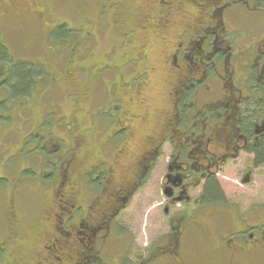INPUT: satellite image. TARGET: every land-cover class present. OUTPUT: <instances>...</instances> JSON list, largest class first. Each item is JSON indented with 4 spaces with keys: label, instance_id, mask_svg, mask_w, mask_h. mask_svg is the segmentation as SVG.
<instances>
[{
    "label": "flooded vegetation",
    "instance_id": "af4514ba",
    "mask_svg": "<svg viewBox=\"0 0 264 264\" xmlns=\"http://www.w3.org/2000/svg\"><path fill=\"white\" fill-rule=\"evenodd\" d=\"M58 1L0 0V36L12 60L0 65L1 89H9L12 64L17 61L40 66L45 74L40 78L42 94L61 85L67 92L71 77L84 79L82 74L89 78L90 87L96 85L84 101L88 100L86 106L81 105V99L77 101L78 112L58 116L53 109L57 118L69 117L67 125L72 127L63 130L67 136L71 134L69 138L57 137L50 130L36 132L51 123L46 115L24 138L20 151H25V160L38 162L39 171L31 169L32 175H28L25 168L19 173H24L25 181L44 189V205L22 218L12 203L14 198L6 201L0 211V264H209L211 251L218 258L213 264H264V222H253V214L237 217L235 226L226 225L225 218L235 217L227 209L218 177L241 152L252 157L255 168L264 165V0H224L222 6L217 2L206 6L190 0H147L148 15H138L132 30L128 29L132 20H127L120 40L110 44L106 56L98 47L101 29L92 22L95 15H110L111 27L116 26L113 15L120 14L124 0ZM236 5L261 16L248 26L241 25L249 33L244 48L235 47L227 33L225 14ZM58 6L72 9L64 17ZM41 17L45 40L58 31L65 35L56 44H44V64L37 60L41 54L37 55L36 46L30 48L36 50L31 54L36 59L16 56L4 36L9 27H3L14 22L19 25V21L29 26ZM20 29L22 25L17 31ZM138 29L142 33L153 29L164 42L173 35L165 56L173 78L165 106L158 110L161 123L145 136L142 151L135 153L130 151L137 138L132 125L139 117L150 119V113L124 110L126 97L122 93H141L142 83L154 69L143 67L149 56L146 43L139 49L130 44L134 42L130 32ZM76 32L79 37L73 36ZM119 44L123 53L114 57ZM108 68L115 70L114 74L100 85L102 70ZM127 80L133 87L121 91ZM214 86H221V93ZM28 95L18 102L24 109L30 108L25 101ZM1 99L0 104L4 103ZM134 100L127 96L129 104ZM13 106H0V121L10 119L8 110ZM35 135L38 138H32ZM32 142L35 145L31 147ZM165 144L169 153L161 162ZM4 152L3 148L0 161H6ZM157 165L163 170L157 181V205L167 218L168 230L146 251L137 249L130 257L135 235L118 219ZM251 172L248 168L242 174L250 176ZM211 180L217 181L222 196L206 194ZM12 183L9 179L0 188L6 191ZM176 206L184 208L177 211ZM191 245L195 253H190Z\"/></svg>",
    "mask_w": 264,
    "mask_h": 264
},
{
    "label": "rangeland",
    "instance_id": "374dc122",
    "mask_svg": "<svg viewBox=\"0 0 264 264\" xmlns=\"http://www.w3.org/2000/svg\"><path fill=\"white\" fill-rule=\"evenodd\" d=\"M57 3H61V0ZM191 7L194 8L193 5H190L188 8ZM70 9H72L71 6L57 7V11L64 17H67L66 13L69 12ZM188 11L191 15H194L196 10L194 8V12L190 10ZM248 11L249 10L243 5H236L226 11L225 14L228 37L237 48L245 47L247 36L249 34L241 29V25L244 24L248 26V23L251 22L252 19H255V17H261L253 16V13ZM148 12L149 8L147 0H124L120 14L118 15L114 13L113 15L114 19L117 21L116 26L111 27L110 15H104L103 18L95 15V21L92 22V25L95 26L96 29H101L97 32V35L100 42L98 43V47L101 49L102 53L106 52L104 54L106 56L111 52L110 44L120 40L121 37L119 34L123 30L121 28L125 27L127 20H132L130 22V27L127 25V27H129L128 29L132 30L134 27H131V24L133 22L136 24V18L138 15L145 16L148 15ZM39 19L44 20L43 17L37 18L34 22L30 23L29 26L28 24H23L19 21V25H22V30L20 29L19 31H17L19 26L17 22H14L10 26L3 27H9L8 30L5 31L4 36L5 40L13 46L16 56H27L36 59V57L31 55L34 54V51L36 52V50H30V48L33 49L36 46L40 48H38V52H36L37 55L41 54L37 56V60L44 64V44L47 46L50 44V41L44 39L43 25L41 28V21H39ZM178 20H180L182 24L184 23L181 18ZM72 23L76 25L75 22ZM182 24H178L177 26L180 27ZM77 35V32L73 34L74 37H79V35ZM130 35L133 37L132 41L134 40V42L130 44L135 45L133 46L135 49L141 48L144 43H146L145 45L149 48L148 60L144 62L143 67H146L148 70H150L151 67H154V69H152L153 71H150L148 74V78L142 83V90H140L141 93H138V95L137 93H122L126 97L124 110L129 111V113H138L141 115L147 112L150 113V119L139 117L134 125H132V127L135 128L137 138L132 141L130 151L132 149L134 150L133 152L139 153L144 148L145 136L154 133L155 129L161 123V117L159 116L158 110L165 106L167 92L171 88L170 82L173 78L172 69L168 64V61L165 60L168 46L173 40V35L169 37L168 42L159 39V36L156 37L158 34L153 31V29L146 31L145 33H142L138 29L137 31H131ZM47 42L49 44H47ZM93 42H95V39L94 41H90V44L92 45ZM120 51L123 53L122 44H119L118 51L112 56H119ZM102 53H100L98 57H101ZM111 61L108 64H110ZM19 64H23V66L32 71H38L40 68L38 64H27L22 62ZM55 69L58 70V67H55L54 70ZM114 71L115 70L111 71L109 68L105 69V71L102 70L99 84L103 85L105 79L110 80ZM84 72L86 73V71ZM124 72H126V69ZM81 76H83L84 79L77 78V76L71 77L69 80L70 88H67V92H65V89H63L61 85L60 87L51 88L45 94L44 92L42 94V91L44 90H40L43 80L37 78L39 81V89H36V86L35 88H31L32 93H30L25 100L29 103L30 108L24 109L23 106L18 103L23 100L20 99V97L12 103L8 102L9 105L14 106L8 110L11 114L10 119L7 120V122L0 121V153L3 148L7 150V152H4V159H6V161L3 159V161H0V175L3 174V176H0V185L8 184L10 179L11 182L13 181V186H10L6 191L5 189L0 188V211L6 205V201L10 202L13 198L14 201L12 203L17 205L18 215L22 218L24 215L29 216L30 214H33L32 212L36 213L38 209L42 208L41 205H44L41 200L44 196V189L40 188L39 185L33 186L32 182L25 181L23 179L24 173H19L25 168L26 170L29 169V171L26 172L28 175H32L30 171L31 169L39 171V165L36 160H25V151H20L23 149L21 145L30 129L36 130L37 125L41 122L43 117L45 118V115L51 123L46 124V129H44V127L37 128L36 132L43 134L45 131L50 130L57 137L63 136L69 138V135L71 136V134H68L67 136V132L63 131L67 127H72L71 125H67L69 117L66 120L65 118L59 119L52 113V111L53 109L56 110L58 116H66L69 115V113L71 115L78 112L77 106L79 105L77 104V101H80V99L82 106L88 104V100L86 102L84 101L86 100L87 95L89 97L91 88H95L96 85L94 84L90 87L89 78L86 79L83 74ZM84 84L89 88L82 87ZM132 87V81L127 80V83H125L121 91L129 90ZM214 88L217 93H221V86H214ZM4 91L5 88L1 89L0 87V99L4 98L6 95ZM203 92L205 95L206 91ZM82 95H86L85 99L81 97ZM217 95L218 94H215L214 97ZM67 96L69 98H67ZM127 96L128 99L131 97L134 98V103L129 104L127 102ZM99 99L102 100L100 95ZM1 100H3L4 105L7 106L8 99ZM105 104V99H103L102 105ZM4 105L0 104V106L5 109L6 107H4ZM82 115H84V111ZM32 119L34 125L30 126ZM55 122L57 123L55 124ZM32 138H38V136L35 135ZM34 142H32L31 147L35 145ZM168 148V144L163 146V152L160 158L161 162L167 158L169 153ZM240 154L241 155L236 160L230 161L218 176L224 191V196L229 204L227 209L231 210L233 217H235L234 220L231 219V216L224 219L226 225L230 226H235L236 223L239 222L237 217H241V215L250 217L255 214L253 222L260 220L264 222V165L255 168L252 157H250L249 154L246 152H241ZM12 156H14L13 159L11 158ZM248 168L252 170L250 176L243 175L242 172L246 171ZM150 174L151 175H149L144 182V185L137 190V193L133 196L128 207L122 210L118 219L119 223L130 228L135 235L136 241H134L135 245L132 246L130 257L133 256V253L137 249L146 251V247H149L150 244L153 243V240L157 239L168 230L166 222L167 218L162 216L163 213L160 212L159 206L157 205V186L160 190L157 181L158 179H161L163 170L160 165H157ZM4 175L8 176L9 179L4 177ZM155 194L156 198H154ZM195 194H197V192H192V195ZM161 198L162 200H165L162 196ZM193 207L194 206H192V208ZM254 207L256 209L252 210ZM182 208H184V206H176L177 211L182 210ZM260 217L262 219H260ZM193 246L191 245V248H189L190 253H195ZM117 252L119 253L120 250ZM217 261L218 258L216 257V253L212 251L209 252V264L217 263Z\"/></svg>",
    "mask_w": 264,
    "mask_h": 264
},
{
    "label": "trees",
    "instance_id": "16d2710c",
    "mask_svg": "<svg viewBox=\"0 0 264 264\" xmlns=\"http://www.w3.org/2000/svg\"><path fill=\"white\" fill-rule=\"evenodd\" d=\"M190 1L194 4H199L200 2L201 3L203 2L205 3L206 6H210L215 2L218 3L217 6L220 5L222 6V4L226 2L224 0H204V1L190 0ZM51 36L53 37L51 38ZM51 36H49V39H47L50 41V43L52 42L51 44H56L60 38L65 37V35L61 34L60 31L53 33ZM67 38L68 37H66V39ZM3 43L4 42L2 41L0 36V65L2 62H7L11 60V56L9 55L7 48ZM17 62H16L17 64H12L15 66L12 67L13 68L12 75L7 83L9 85V89L7 90L5 87V91H4L6 94L4 97H6V99H8L9 97V99L12 100L13 102L18 100L19 97L20 99H22V96L28 95L29 90H31V88H35V86L39 83L37 78H42L43 76L45 78V74L41 68H39L38 71L36 70L32 71L26 68L25 66H23V64H19V62L21 61H17ZM2 105H4V103H2ZM7 105H8V101H7ZM261 159H262L261 156H259L257 160L260 161ZM206 194H208L211 197H214L216 195L222 196V192L216 180H211L208 182L206 188Z\"/></svg>",
    "mask_w": 264,
    "mask_h": 264
}]
</instances>
